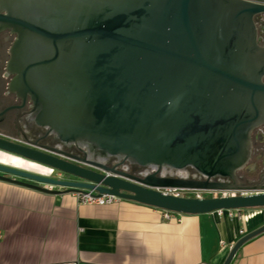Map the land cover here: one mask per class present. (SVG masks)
Segmentation results:
<instances>
[{
    "label": "water",
    "instance_id": "95a60500",
    "mask_svg": "<svg viewBox=\"0 0 264 264\" xmlns=\"http://www.w3.org/2000/svg\"><path fill=\"white\" fill-rule=\"evenodd\" d=\"M261 14L264 0H0V27L14 33L9 92L29 100L30 122L82 153L0 137L1 154L47 169L0 163V181L53 195L91 190L174 214L264 207L260 155L245 183L239 175L251 130L264 124ZM121 163L146 171L135 176ZM263 230L239 236L221 264Z\"/></svg>",
    "mask_w": 264,
    "mask_h": 264
},
{
    "label": "crops",
    "instance_id": "0c3cea01",
    "mask_svg": "<svg viewBox=\"0 0 264 264\" xmlns=\"http://www.w3.org/2000/svg\"><path fill=\"white\" fill-rule=\"evenodd\" d=\"M8 156L0 163L27 164ZM161 211L120 199L82 205L73 193L0 181V264H221L239 236L264 223V208L167 220ZM234 253L227 264H264V230Z\"/></svg>",
    "mask_w": 264,
    "mask_h": 264
},
{
    "label": "flooded vegetation",
    "instance_id": "af4514ba",
    "mask_svg": "<svg viewBox=\"0 0 264 264\" xmlns=\"http://www.w3.org/2000/svg\"><path fill=\"white\" fill-rule=\"evenodd\" d=\"M256 21V20H255ZM257 41L258 44L264 47V23L260 22L258 25ZM14 39V33H10L6 28L0 27V137H4L13 142L24 141L26 144L38 146L39 148H51L59 149L68 155L81 157L82 153L77 148L70 146V148L65 149L57 139L52 137L47 130L42 127H37L35 124L30 122L28 116L29 100H22L16 93L9 92L7 87V82L12 78L11 75L5 72V63L8 58V50L10 44ZM264 76V75H263ZM264 80V77H263ZM251 144H252V154L251 160L240 173V177L243 183H245L246 169L254 161L257 155H260L258 170L264 171V124L258 126L257 128L251 130ZM78 164V163H76ZM113 162L106 163V167L111 168ZM81 167H87L82 166ZM115 168L120 171L128 172L132 175H139L146 171L143 167L133 166L128 163L117 164ZM61 177L62 174H60ZM69 179V177H65ZM239 192H234L238 194Z\"/></svg>",
    "mask_w": 264,
    "mask_h": 264
},
{
    "label": "built area",
    "instance_id": "2783aa9c",
    "mask_svg": "<svg viewBox=\"0 0 264 264\" xmlns=\"http://www.w3.org/2000/svg\"><path fill=\"white\" fill-rule=\"evenodd\" d=\"M255 23H264V15H259L256 19H255ZM51 188V187H49ZM164 192H169L171 194H174V196H180V195H185L188 196V194H193V196L196 197H201L202 194H204V192L201 191H188L187 189H180V190H174V189H166V191ZM211 194H222V195H234V193L232 192H228V191H220V193L218 192H214V191H207ZM76 198V201L79 202L82 205H86V204H93L96 206L99 205H103V204H111L113 203V201L118 200L120 198L114 196V195H107L106 193H101L99 194V196H97L95 194V192L91 191V190H85L84 193H80V192H72ZM234 210H228V209H221V210H216L215 212L218 213L219 215H221L222 212L226 213L229 217H232L234 215ZM174 212L171 211H161V215L163 217V219L167 220L169 218H171Z\"/></svg>",
    "mask_w": 264,
    "mask_h": 264
},
{
    "label": "rangeland",
    "instance_id": "374dc122",
    "mask_svg": "<svg viewBox=\"0 0 264 264\" xmlns=\"http://www.w3.org/2000/svg\"><path fill=\"white\" fill-rule=\"evenodd\" d=\"M259 24V23H258ZM8 157H11L10 155L8 156ZM14 158V157H13ZM8 159H10V158H8ZM18 159V158H17ZM8 161H10V160H8ZM25 162V161H24ZM28 164V163H27ZM26 164V165H27ZM18 165H20V164H18ZM26 165H23V167L24 168H26V169H29V170H31V168L30 167H28V166H26ZM33 169V168H32ZM33 170H38L39 172H41V173H44V172H47V169L46 168H39V169H33ZM54 173V172H53ZM210 195H214V196H220L219 194H211V193H209V192H204V194H202V196L201 197H203V198H207V196H210ZM188 196H193V194H188Z\"/></svg>",
    "mask_w": 264,
    "mask_h": 264
},
{
    "label": "trees",
    "instance_id": "16d2710c",
    "mask_svg": "<svg viewBox=\"0 0 264 264\" xmlns=\"http://www.w3.org/2000/svg\"><path fill=\"white\" fill-rule=\"evenodd\" d=\"M187 197H193V196H187ZM261 208H264V207H261ZM261 208H259V209H261Z\"/></svg>",
    "mask_w": 264,
    "mask_h": 264
}]
</instances>
